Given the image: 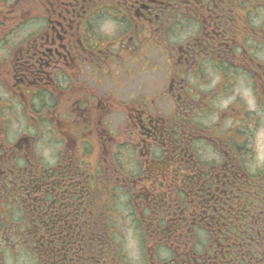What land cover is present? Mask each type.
I'll return each mask as SVG.
<instances>
[{"label": "flooded vegetation", "instance_id": "flooded-vegetation-1", "mask_svg": "<svg viewBox=\"0 0 264 264\" xmlns=\"http://www.w3.org/2000/svg\"><path fill=\"white\" fill-rule=\"evenodd\" d=\"M258 130L264 0H0V264H122Z\"/></svg>", "mask_w": 264, "mask_h": 264}, {"label": "trees", "instance_id": "trees-1", "mask_svg": "<svg viewBox=\"0 0 264 264\" xmlns=\"http://www.w3.org/2000/svg\"><path fill=\"white\" fill-rule=\"evenodd\" d=\"M244 147H235L238 158L243 156ZM236 162L235 174L231 168L225 179L233 181L230 187L228 181L224 185L225 194L210 197L199 194L198 186L184 188L181 198L187 212L196 216L195 224L183 227L175 218L177 222L167 229L147 230L140 225L150 249L148 254L144 252L146 264H264V171L241 160ZM184 215L190 221L191 216ZM160 248L171 255L168 260L158 258ZM117 253L119 262L129 264L123 250L117 247Z\"/></svg>", "mask_w": 264, "mask_h": 264}, {"label": "rangeland", "instance_id": "rangeland-1", "mask_svg": "<svg viewBox=\"0 0 264 264\" xmlns=\"http://www.w3.org/2000/svg\"><path fill=\"white\" fill-rule=\"evenodd\" d=\"M182 37V34L179 33L175 37L173 36V41L181 42ZM153 56L156 60L158 72L156 76L153 79L151 78L152 80L148 82V86L150 87L155 85L160 88L161 84L165 81V60L162 57V53L160 52L154 53ZM148 78L149 77H146L145 80H147ZM257 123L261 124V121ZM237 142L238 145L245 146L249 149V155L243 158L245 164L247 166H251L253 169L262 168L264 171V131L258 130L253 132L251 135H249V139H247V141H245V135H242ZM206 156L211 157V153L209 151H206ZM123 216L124 217L122 218L121 223L122 229L120 241L123 244L124 252L127 255L128 262L129 264H145V257L143 256V253L138 244L136 227L133 226L131 219L127 214L124 213ZM198 235L200 239L203 238L202 232H199ZM198 249L200 250L201 247L198 246ZM158 256L162 258L166 256L169 257L170 255L165 249L160 248L158 249ZM13 258L15 257H12L11 259Z\"/></svg>", "mask_w": 264, "mask_h": 264}]
</instances>
